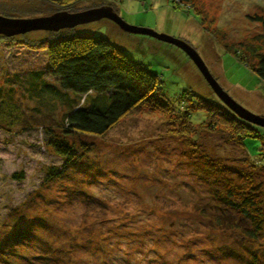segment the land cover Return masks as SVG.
Instances as JSON below:
<instances>
[{
  "label": "rangeland",
  "instance_id": "obj_1",
  "mask_svg": "<svg viewBox=\"0 0 264 264\" xmlns=\"http://www.w3.org/2000/svg\"><path fill=\"white\" fill-rule=\"evenodd\" d=\"M97 2L82 3L81 11L98 8L91 7ZM188 4L121 0L113 8L130 26L186 43L230 98L264 117V83L211 36L219 28L233 50L258 44L264 53V39L255 38L261 36L260 27L248 19L257 10L264 13V0ZM38 5V0H0V12L18 20L50 16L42 15ZM76 32L106 38L146 66L161 80L164 100L175 109L183 91L208 95L195 65L175 46L126 33L103 19ZM11 47L0 44V104L5 102L7 111L14 107L26 123L0 128V264H264V228L256 229L213 200L199 172L202 159L175 135L178 123L159 110L136 108L102 137L87 138L93 144L90 152L65 176L44 184V169L60 161L44 146L39 126L60 120L64 97L35 104L28 97L31 86L21 79L43 70V56ZM201 118L195 114L192 122ZM27 125L32 127L21 129ZM256 128L260 138H247L246 152L219 135L193 140L200 155L207 154L235 178L250 171L246 157H256L264 144V129ZM14 174L22 178L14 180ZM256 176L264 189V173ZM12 239L17 241L12 244Z\"/></svg>",
  "mask_w": 264,
  "mask_h": 264
},
{
  "label": "trees",
  "instance_id": "obj_2",
  "mask_svg": "<svg viewBox=\"0 0 264 264\" xmlns=\"http://www.w3.org/2000/svg\"><path fill=\"white\" fill-rule=\"evenodd\" d=\"M86 1L88 0H38L39 5L35 7L41 9L42 15H52L60 11L75 13L84 9L82 3ZM99 1L91 7L109 6L116 13L113 4L121 0ZM188 1L171 0L172 4L185 6L189 5ZM195 11L201 18V12ZM1 15L12 20L18 19L8 11L0 12ZM248 19L259 25L261 36L255 38L262 42L264 13L257 10ZM78 27L56 32L40 30L16 34H11L8 29L0 30V44L43 56V70L30 72L28 78L21 79L31 86L28 97H33L35 104L41 106L45 105L43 103L46 99L56 102L58 97H64V112L60 114V120L51 119L50 124L42 123L39 126V133L45 135L44 146L60 161V166H48L44 169L43 183L54 182L53 179L58 180L65 176L68 168L90 152L93 144L86 141L87 138L102 137L136 108H152L168 114L170 122L178 123L179 131L175 135L183 138L182 141L188 143L187 147L195 151L193 157L202 159L199 172L205 183L210 185L213 200L250 221L256 229L264 228V189L263 183L256 176L257 173H264V144L259 148L256 157L247 154L249 161L245 162L250 166V171L228 178L227 168L207 154L200 155L197 141L193 140L195 136L196 140H200L202 136L219 135L225 144L246 152L245 140L260 138L256 126L238 118L218 100L209 87L208 95L196 94L191 90L183 91L177 98L179 107L175 109L170 102L164 100L162 82L156 74L143 64L131 60L106 38L77 33ZM213 30L214 34L211 36L226 51L234 53L264 83V53L260 51V46L239 45L235 47V51L234 46L224 43L225 32L219 28ZM240 46L242 50L239 49ZM6 98L10 100V94ZM1 104L0 128H9L19 122L26 123L14 107L7 111L2 108L4 104ZM198 113L202 114V118L198 123H193V116ZM32 121L34 124V119ZM31 127L27 125L21 129L27 130ZM12 177L18 180L22 175L14 174ZM21 230L23 234L24 231ZM16 241L12 239V244ZM3 254L5 258L6 252Z\"/></svg>",
  "mask_w": 264,
  "mask_h": 264
},
{
  "label": "water",
  "instance_id": "obj_3",
  "mask_svg": "<svg viewBox=\"0 0 264 264\" xmlns=\"http://www.w3.org/2000/svg\"><path fill=\"white\" fill-rule=\"evenodd\" d=\"M102 19L112 22L126 33L149 36L179 48L192 61L208 87L224 106L231 110L238 118L256 127L264 129V117L255 115L245 110L232 98H230L218 85L200 57L190 46L180 40L163 34H158L152 30L130 26L119 18L109 6L87 9L75 13L58 12L50 16L33 19L12 20L0 16V27H5L6 29L11 30V34L40 30L56 32L63 29H71L76 26L97 22Z\"/></svg>",
  "mask_w": 264,
  "mask_h": 264
}]
</instances>
